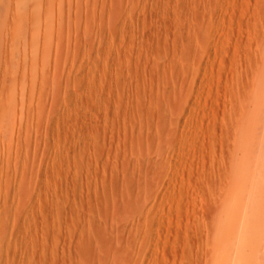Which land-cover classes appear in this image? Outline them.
Segmentation results:
<instances>
[{
    "label": "rangeland",
    "instance_id": "rangeland-1",
    "mask_svg": "<svg viewBox=\"0 0 264 264\" xmlns=\"http://www.w3.org/2000/svg\"><path fill=\"white\" fill-rule=\"evenodd\" d=\"M0 264H264V0H0Z\"/></svg>",
    "mask_w": 264,
    "mask_h": 264
},
{
    "label": "bare ground",
    "instance_id": "bare-ground-1",
    "mask_svg": "<svg viewBox=\"0 0 264 264\" xmlns=\"http://www.w3.org/2000/svg\"><path fill=\"white\" fill-rule=\"evenodd\" d=\"M239 207V206H238ZM239 244V243H238ZM241 254V253H240ZM223 260H225V259H223Z\"/></svg>",
    "mask_w": 264,
    "mask_h": 264
}]
</instances>
